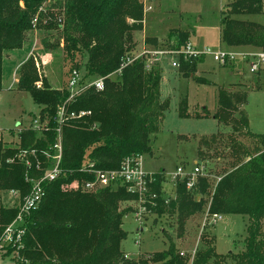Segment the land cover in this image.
I'll return each mask as SVG.
<instances>
[{
	"label": "trees",
	"instance_id": "obj_1",
	"mask_svg": "<svg viewBox=\"0 0 264 264\" xmlns=\"http://www.w3.org/2000/svg\"><path fill=\"white\" fill-rule=\"evenodd\" d=\"M51 1L0 0V90L6 53L24 46L32 26L41 25L45 30L54 29L58 33L63 31L67 54L71 58L77 53L85 55V78L115 72L122 57L135 50L132 31L142 27L143 0ZM223 12L221 39L225 44L264 46V25L236 17L262 14L263 0H233L229 13ZM37 13L39 19L33 23ZM128 17L132 23L127 21ZM189 35V30L175 29L169 35L170 43L180 47L188 42ZM199 60L181 61L182 75L195 78ZM163 71L161 68L146 70L143 61H135L120 74L107 78L104 90L91 87L68 104L69 111H90V114L68 119L63 124L62 167L68 173L44 183L42 201L26 217L22 254L30 264H264V235L261 234L264 133H253L249 128L244 110L246 89L231 91L229 87H218L213 114L203 107L204 114L193 116L188 111L186 99L179 101L181 118L212 117L222 129L230 128L226 134L219 130L199 140L200 156L220 159L224 164L213 185L206 176L200 177L194 192L187 191L182 183L175 200L169 204L159 201L153 208L156 215L177 212L180 229L189 216L205 209L207 204L212 213L244 215L247 224L241 251L220 254L215 249V237L202 233L204 247L197 249L193 256L181 254L171 242L165 250L148 253L137 260L129 259L121 249V242L127 236L122 226L128 209H121L120 203L131 200L132 195L123 187H107L96 193L67 190L71 181L80 179V168L85 163L92 161L97 168L114 169L128 156L152 153L151 135L159 131L170 105L169 99H160ZM19 74L18 88L31 94L40 107L41 118L48 119L47 130L42 133L32 128L20 130L18 144H9L2 153L3 160L13 157L14 161H4L0 166V189H17L23 196L31 187L26 176L40 178L44 174V151L50 150L57 138V110L67 100L69 92L66 88L51 86L46 79H43V86L38 87L32 60L21 64ZM241 136L252 139L253 145L250 147L241 142ZM19 152L26 153L30 167L18 157ZM38 161L41 169L36 168ZM154 189L160 191V180ZM16 214V207H0V230Z\"/></svg>",
	"mask_w": 264,
	"mask_h": 264
},
{
	"label": "rangeland",
	"instance_id": "obj_2",
	"mask_svg": "<svg viewBox=\"0 0 264 264\" xmlns=\"http://www.w3.org/2000/svg\"><path fill=\"white\" fill-rule=\"evenodd\" d=\"M57 1L60 0L51 2ZM232 1L143 0L153 8L144 11L142 27H136L132 31L135 50L171 44L169 35L175 29L189 30L188 41L197 49L201 50L205 46L218 49L221 11L228 14ZM259 15L261 16L236 17L264 22V12ZM126 19L132 23L130 17ZM62 32L58 33L54 29L45 30L41 25L32 26L24 46L6 53L5 72L0 90V133H3L5 141L9 144H18V131L30 128L32 120L40 116V107L34 102L31 94L18 88L19 69L22 63L32 60L38 75L37 81L43 82V79H46L51 86L60 89L66 87L72 68L77 67L81 73H84L85 55L77 53L71 58L65 50ZM224 45L222 43L221 49L228 50ZM252 49V52H259L264 50V46ZM157 59L164 70L160 99H169L170 105L159 131L151 135L152 153L141 156V165L149 172L164 168L166 172L172 173L178 165L186 163L193 165V162L197 161L204 166L203 173L213 185L221 175V167L224 163L216 158H203L199 155L198 148L200 138L209 137V133L216 131L220 126L212 117L181 118L178 115L179 101L186 99L188 111L193 116L204 114L203 106L213 114L217 106L218 87H229L231 91L246 89L247 99L244 110L249 119V127L254 132L264 133V65H261L257 72H252L251 63L257 61L256 57L251 56L247 61L236 58L224 66L210 56H206L203 65L207 70L198 68L197 64L195 78H188L172 66L171 57H157ZM197 78L203 81H197ZM240 82L247 87H235V84ZM221 130L226 134L230 128L223 127ZM239 139L250 147L253 145L252 139L248 137L241 136ZM67 190L75 191V189ZM205 200L208 202L206 198ZM120 207L123 210L128 209L123 217L122 226L127 236L121 242V249L129 259L137 260L139 257H146L148 253L165 250L171 242H174L178 250L186 255H192L196 248L204 247L201 240L202 233H207L213 239L215 237V249L220 254L244 249L243 241L247 224V217L244 215L225 214L221 215L216 223L204 224L203 207L201 208L203 210L189 216L180 229L177 212L173 215L151 214L144 222L136 218L129 199L121 201ZM261 234L264 235V220ZM227 262L232 261L227 259Z\"/></svg>",
	"mask_w": 264,
	"mask_h": 264
},
{
	"label": "built area",
	"instance_id": "obj_3",
	"mask_svg": "<svg viewBox=\"0 0 264 264\" xmlns=\"http://www.w3.org/2000/svg\"><path fill=\"white\" fill-rule=\"evenodd\" d=\"M46 3V2H45ZM144 3V2H143ZM152 5L144 3V11L152 9ZM42 9V7L40 8ZM41 11V10H40ZM38 13L33 18V23L38 21ZM172 42L164 47H152L142 50H133L127 53L121 59L119 68L106 76H97L94 78H85L84 74L77 68L70 70L66 89L69 92L67 100L59 105L56 120L57 138L50 146V150L44 151L46 158V167L44 174L40 178L26 176V179L31 183L28 193L21 196V192L17 189H3L0 191V207L17 208V214L0 230V264H30L28 259L22 254L25 248L24 237L26 234V217L35 209L42 201L45 195V182H51L65 176L68 173L62 167L63 159V143H62V127L66 120L72 118H80L90 111H69L68 104L77 96L81 95L87 89L94 87L97 91H102L105 88V80L120 74L121 70L135 61H143L146 70L153 68H161V63L157 57L172 58V66L180 69L181 61L190 59H202L210 56L220 65H226L233 62L236 58H241L244 61L250 59L251 56L256 57L257 61L251 63V71L257 72L261 65H264V50L259 52H241L234 50H223L221 48L214 49L210 46H205L203 49H197L190 41L175 47ZM173 45V46H172ZM162 69V68H161ZM36 85L42 87V81H37ZM30 128L42 133L48 129V119H42L38 116L32 120ZM20 131V130H19ZM18 131V132H19ZM9 142L5 141L3 133H0V166L5 161L12 163L13 157H8L3 160L5 148ZM142 155L128 156L123 159L120 166L114 169L97 168L94 162H88L82 165L80 179H74L69 184V189H75L86 193H96L107 187H123L132 195L130 205L135 212V216L140 221H147L148 215L153 214V208L156 207L159 201L164 204H169L177 198V189L180 184H184L189 192H194L198 188L200 177L205 176L203 173L204 166L195 162L191 166L178 165L174 172L166 171L149 172L143 169L140 159ZM18 157L30 167L31 162L26 158L25 152H19ZM36 168L41 169L42 166L38 161ZM73 171H71L72 173ZM161 181V189H154L155 184ZM203 223H216L221 218L220 213L210 212V205L207 204L205 209ZM203 224V225H204ZM197 248L193 251L196 252ZM181 254H184L181 251ZM7 260V263L3 261ZM233 264V263H232Z\"/></svg>",
	"mask_w": 264,
	"mask_h": 264
},
{
	"label": "crops",
	"instance_id": "obj_4",
	"mask_svg": "<svg viewBox=\"0 0 264 264\" xmlns=\"http://www.w3.org/2000/svg\"><path fill=\"white\" fill-rule=\"evenodd\" d=\"M258 16H261V15H258ZM254 21H257V22H259V23H261V24H263L264 25V22L263 21H261V20H254ZM143 23H144V20H143ZM220 29V33H219V35H218V38H219V48H222V43L223 44H225V42H223L222 41V39H221V27L219 28ZM225 47L224 48H226V49H228V50H234V51H241V52H252V48H254V47H252V46H228L227 44H225L224 45ZM200 62H198V68L199 67H202V68H205V70H207L206 69V67H204V58H202V59H200L199 60ZM163 77V76H162ZM234 84V83H233ZM236 86L235 87H243V88H246L247 86H246V84H244V83H242V82H240V83H236L235 84ZM204 107V106H203ZM214 119V118H213ZM214 120H216V119H214ZM249 120V119H248ZM217 121V120H216ZM219 124V128L216 130V131H214V132H211V133H209V134H213V133H216V132H218L219 130H221L222 129V125L220 124V123H218ZM249 126H250V123H249ZM250 128V127H249ZM250 130H251V128H250ZM251 132H253V133H258V132H254V131H252L251 130ZM195 162H197V161H194L193 163H195ZM183 165H187V166H191V165H189L188 163H186V164H183ZM163 172V171H166L164 168H161V169H159V170H154L153 172ZM217 179H219V178H217Z\"/></svg>",
	"mask_w": 264,
	"mask_h": 264
}]
</instances>
